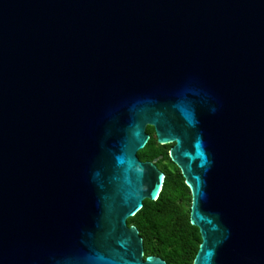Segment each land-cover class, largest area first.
<instances>
[{"label": "water", "instance_id": "water-1", "mask_svg": "<svg viewBox=\"0 0 264 264\" xmlns=\"http://www.w3.org/2000/svg\"><path fill=\"white\" fill-rule=\"evenodd\" d=\"M149 126L194 264H264V0H0V264H167L128 226Z\"/></svg>", "mask_w": 264, "mask_h": 264}, {"label": "trees", "instance_id": "trees-1", "mask_svg": "<svg viewBox=\"0 0 264 264\" xmlns=\"http://www.w3.org/2000/svg\"><path fill=\"white\" fill-rule=\"evenodd\" d=\"M150 140L138 153L142 162H154L165 174L160 196L146 200L143 208L128 220L143 238L145 258L154 256L167 264H194L202 244L198 227L191 223L192 195L180 168L170 157V147L158 143L153 127Z\"/></svg>", "mask_w": 264, "mask_h": 264}, {"label": "flooded vegetation", "instance_id": "flooded-vegetation-1", "mask_svg": "<svg viewBox=\"0 0 264 264\" xmlns=\"http://www.w3.org/2000/svg\"><path fill=\"white\" fill-rule=\"evenodd\" d=\"M164 146H169L170 149L172 148L173 144H168V145H164Z\"/></svg>", "mask_w": 264, "mask_h": 264}, {"label": "clouds", "instance_id": "clouds-1", "mask_svg": "<svg viewBox=\"0 0 264 264\" xmlns=\"http://www.w3.org/2000/svg\"><path fill=\"white\" fill-rule=\"evenodd\" d=\"M171 150V149H170Z\"/></svg>", "mask_w": 264, "mask_h": 264}]
</instances>
